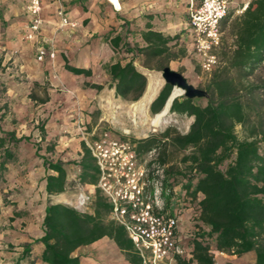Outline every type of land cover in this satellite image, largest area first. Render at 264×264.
Instances as JSON below:
<instances>
[{
  "label": "trees",
  "instance_id": "obj_1",
  "mask_svg": "<svg viewBox=\"0 0 264 264\" xmlns=\"http://www.w3.org/2000/svg\"><path fill=\"white\" fill-rule=\"evenodd\" d=\"M141 33L144 47L124 43L121 35L107 39L115 49L126 47L127 53L142 55L143 67L152 70L153 62L166 67L169 62L185 57L187 51L179 47V37H169L155 32L148 26ZM234 49L221 70L216 71L207 86L205 104L200 99H188L170 85H164L150 105L154 116L163 115L172 93L175 97L170 113L194 118L187 134L167 129L161 136L166 148L171 147L172 157L163 152L162 164H172L173 158L183 155L179 166L171 165L167 173L169 185L176 189L169 200L179 214L193 209L194 225L198 231L188 240L193 259L179 260L178 264H217L214 252L241 257L254 252L255 264H264V86L248 82L256 69L264 64V0H252L233 27ZM180 54V56H179ZM66 70L77 76L91 77L92 70L77 69L66 65ZM7 67L0 61V183L7 182L9 166L18 162L23 145L32 144L35 154L43 161L46 193L57 196L65 193L70 185L94 189L95 199L90 211L81 213L64 204H49L43 221L44 245L41 260L46 264H81L75 252L105 237L112 239L125 252L133 264H142L134 252L123 227L109 220L111 206L97 188L99 169L85 142L81 144L79 160L64 163L51 161L42 154L43 147L33 142V135L18 136L12 130L16 121L8 120L10 114L7 98V82L4 74ZM111 79L110 88L115 96L125 102L140 101L148 87L146 76L134 64L121 61L105 66ZM236 72L233 76L231 73ZM35 86L40 87L38 83ZM97 91L104 87L88 84ZM31 99L45 104L48 97ZM165 108V109H164ZM241 126L246 137L240 140L236 128ZM41 139H46L44 127H38ZM159 143L148 139L137 144V152L148 153ZM54 143L48 144L44 153L53 154ZM190 150V153L187 152ZM175 154V155H174ZM67 166L79 172L71 178ZM134 252V253H133ZM133 253L134 255H131ZM231 264V263H229Z\"/></svg>",
  "mask_w": 264,
  "mask_h": 264
},
{
  "label": "crops",
  "instance_id": "obj_2",
  "mask_svg": "<svg viewBox=\"0 0 264 264\" xmlns=\"http://www.w3.org/2000/svg\"><path fill=\"white\" fill-rule=\"evenodd\" d=\"M201 1L193 0L195 4ZM27 2L0 0V53L4 54L0 61L8 70L10 66L18 67L17 74L25 75L29 86L35 83L44 86L48 101L45 104L33 101V89H25L24 83L10 80L7 96L11 103H15L13 113L19 122V127L13 125L11 129L17 131L18 136L33 135L32 141L42 147L54 143L51 161H76L82 154L81 144L85 138L82 130L90 124L89 113L95 108L94 100L107 91L115 94L110 88L111 79L105 66L134 59L137 68L145 69L142 55L127 53V46L113 48L107 36L121 35L132 50L136 46H145L141 33L148 26L165 36L176 37L183 25L180 19L190 1L43 0V23L37 42L25 40ZM60 10L69 22L66 26H62ZM39 44L51 45L57 53L55 60L48 58L38 62L33 52ZM67 64L77 69H90L93 74L91 77L74 75L66 70ZM88 84L104 88L97 91ZM24 115L31 117L25 120ZM38 127L45 129L44 141ZM18 158V162L8 168L7 182L0 185V264H46L41 260L44 245L39 242L43 236L46 208L49 204L72 206L76 195L73 200L67 191L57 196L47 195L46 170L32 144L23 145ZM67 172L71 176L75 173L73 178L79 170L67 166ZM85 190L93 192L91 188ZM186 210L193 214V209ZM191 223V228L189 223L179 227V236L187 235V240L193 237L196 223L193 220ZM184 245L187 248L186 241ZM219 254L222 257L217 264L256 262L254 252L241 257ZM74 256L80 257L81 264H133L108 237L79 248ZM191 264L197 263L193 261Z\"/></svg>",
  "mask_w": 264,
  "mask_h": 264
},
{
  "label": "built area",
  "instance_id": "obj_3",
  "mask_svg": "<svg viewBox=\"0 0 264 264\" xmlns=\"http://www.w3.org/2000/svg\"><path fill=\"white\" fill-rule=\"evenodd\" d=\"M189 1L188 26L193 48L202 71L211 73L219 65L217 51L223 44L222 24L233 0H202L199 4ZM251 1H246L241 15ZM43 9V0H28L25 26L28 42H37L41 36ZM60 17L62 26L69 24L62 10ZM56 56L53 47L39 44L36 48L40 63L48 58L55 60ZM85 142L99 169L97 188L112 208L109 220L125 229L142 264H178L179 260H192V250L179 243L178 217L183 213L179 214L169 203L176 189L169 185L164 166L141 162L135 144L113 138L108 132ZM94 199V189L90 192L80 187L73 208L87 213Z\"/></svg>",
  "mask_w": 264,
  "mask_h": 264
},
{
  "label": "rangeland",
  "instance_id": "obj_4",
  "mask_svg": "<svg viewBox=\"0 0 264 264\" xmlns=\"http://www.w3.org/2000/svg\"><path fill=\"white\" fill-rule=\"evenodd\" d=\"M246 1L247 0H238L237 2H234L233 0L229 15L222 24L223 44L221 49L217 51V55L219 58V65L211 73L203 72L199 66L198 57L195 54L192 44L191 33L188 26L189 25L188 8H186V12H184L183 16L180 19L181 22L183 23V25H181V28H179V30L180 29L181 30L178 32L179 33L178 42L180 46L174 50V53H178L180 48H184L187 51V53L185 57H179L178 60L169 62L167 67H171V69L183 74L188 80L189 84L193 85L195 88L201 89L203 91H207L206 90L207 86L210 83L213 74L224 67L227 57L230 56L231 51L234 49L235 38L233 33V27L235 23L238 21V19L242 16L240 14V11L242 10ZM47 47H52V46L49 45ZM33 53H35V57H36V51H34ZM3 57L4 54L0 53V59ZM165 64L166 62L164 64L162 63L160 64V62H153L152 70H148L146 68L140 69L139 67L138 70L144 73V75L148 80V85H149V81L152 77L155 79H163L161 73L162 70L166 67ZM18 70L19 68L14 66H10L9 70L7 69L5 73L6 75L4 74V77L6 78V82H7V88L9 89L8 83L10 82V80H15L16 82L18 81V83H24L23 86H25V89H30V88L33 89L32 94H34L38 99H44L46 97L44 86H40V87H37L35 85L29 86V82H27L25 75L21 73L17 74ZM231 74L235 76L237 73L233 71ZM13 75L14 78L12 77ZM248 82L254 85L264 86V64H262L258 69H256L254 74L248 78ZM79 85H81V82L79 83ZM142 99L136 103H129L118 99L115 96V94L112 92L107 91L104 94H101L100 97L95 99L93 102L95 108H93L89 113V116L91 117L90 124L87 126L84 125L86 127V130H82L85 133L84 136L85 138L83 142H85V140L87 141L94 140L104 132H108L113 138L130 141L136 146L141 141H146L148 139H157L159 143L155 145L154 149L148 153L138 154V158L141 162L146 163L147 165L155 163L157 165L164 166L166 172L165 174L166 179L167 181L168 179L171 180L167 173L171 165L174 166L178 165V167H181L185 171V165L182 164L181 166H179L181 157H183L184 153L183 155L178 154L177 158H175L176 156H174L172 164L169 163L162 164L161 157L163 156V152L166 153V158L167 156L171 158L172 154L170 153L172 150L171 147L166 148L162 143H160L161 136L167 129H172L173 131L180 133L182 135L187 134L194 121V118L178 116L176 114L170 113V111L168 112L167 110L162 115L165 117V121L167 122H165L164 124L152 123V120H154V118L157 116L151 114L150 105L146 111L144 110L141 112V110L140 111L137 110L135 113V109L137 108L138 105H140ZM200 100H202L201 101L202 104H205L207 101L206 98ZM9 102L11 103L10 100ZM14 105L15 103L13 102L10 105V114L8 115V120L9 119L15 120L16 124L14 125L19 127L18 124L19 122L15 119L16 114L13 113ZM24 116L26 118L25 120H27L28 118L30 119L31 117L26 115ZM24 131L28 132L29 130L24 129ZM17 135L19 134L17 133ZM236 135L240 140H243L246 137V131L241 126H238L236 128ZM45 147H43L42 154L51 158V154L49 155L47 153L46 154L44 153ZM188 153H190V150L187 152V154ZM77 160H79V158ZM72 174L75 175V173ZM0 185L2 184L0 183ZM79 188L80 187H74L73 185H70V187L68 188L67 192H69L70 196H72V200L75 198L73 196L77 195V193L79 192ZM72 202L74 203V200ZM67 206L72 207L73 204L72 206L70 205ZM190 213H188L187 210H185L183 214L179 215L178 217L179 227H181L182 224L186 225L188 223L190 225L189 227L190 228L192 227L191 225H193V223L191 222L193 220L194 215ZM184 240L186 241V246H187L188 243L187 235L184 234L180 235L179 243L183 246H185ZM213 254L216 262H218L219 259L222 257L217 252H214Z\"/></svg>",
  "mask_w": 264,
  "mask_h": 264
},
{
  "label": "water",
  "instance_id": "obj_5",
  "mask_svg": "<svg viewBox=\"0 0 264 264\" xmlns=\"http://www.w3.org/2000/svg\"><path fill=\"white\" fill-rule=\"evenodd\" d=\"M161 76L164 80V83H165L164 85H170L173 87V93L175 89H178L181 91L180 96H184L185 98H188V99L208 98V93L206 91L195 88L193 85L189 84L188 80L183 74L171 69V67H165L162 70ZM173 93L171 97L168 99L167 104L165 106V108H168V112L170 111V108L174 100L177 98V97H173Z\"/></svg>",
  "mask_w": 264,
  "mask_h": 264
},
{
  "label": "bare ground",
  "instance_id": "obj_6",
  "mask_svg": "<svg viewBox=\"0 0 264 264\" xmlns=\"http://www.w3.org/2000/svg\"><path fill=\"white\" fill-rule=\"evenodd\" d=\"M163 84H164V80L163 79H155L153 77L150 79L147 92L144 95L140 105H138L137 108L135 109V113H136L137 110H139V111L141 110V112L144 111V110L145 111L147 110L149 105H151L152 101L157 97V95H158L161 87L163 86ZM178 91L181 93L180 90H178ZM173 97H175V96L173 95ZM165 122H167V121H165V117L162 116V115L161 116H157V117L154 118V120H152V123H158V124L159 123L164 124Z\"/></svg>",
  "mask_w": 264,
  "mask_h": 264
}]
</instances>
